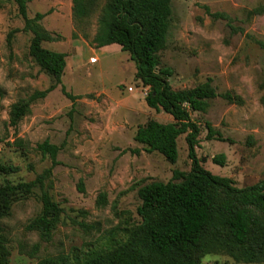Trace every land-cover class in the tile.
<instances>
[{
    "label": "rangeland",
    "instance_id": "374dc122",
    "mask_svg": "<svg viewBox=\"0 0 264 264\" xmlns=\"http://www.w3.org/2000/svg\"><path fill=\"white\" fill-rule=\"evenodd\" d=\"M106 2L99 0L84 21L75 20L72 0L29 3V18L45 15L41 23L56 38L45 47L66 53L67 68L62 84L33 102L31 113L12 128L11 107L48 89L53 80L29 56L32 34L23 31L18 5L0 0V166L18 167L9 175L0 171V185L30 182L50 169L52 160L36 148L48 140L61 150L44 189L64 211L46 243L26 228L42 211V190L15 203L2 223L10 264H37L49 255L88 251L122 238L126 228L140 223L139 189L167 183L175 170L192 168L186 135L178 139L176 164L134 141L138 127L148 120L170 123L173 118L147 106L149 88L136 79L138 67L129 53L93 44ZM172 11L161 53L163 65L174 72L172 87L189 89L211 79L220 95L205 113L192 115L201 127L197 157L213 175L231 178L239 188L252 186L264 180V0H172ZM129 86L135 92H128ZM228 92L234 102L221 97ZM206 123L225 140L209 139ZM16 139L24 141L25 152L9 146ZM220 154L227 157L224 166L213 161ZM102 194L105 205L98 203ZM202 264L245 263L211 254Z\"/></svg>",
    "mask_w": 264,
    "mask_h": 264
},
{
    "label": "trees",
    "instance_id": "16d2710c",
    "mask_svg": "<svg viewBox=\"0 0 264 264\" xmlns=\"http://www.w3.org/2000/svg\"><path fill=\"white\" fill-rule=\"evenodd\" d=\"M14 1L25 21L23 31L32 34L29 56L40 71L53 80L48 89L11 107L9 126L17 128L31 113L33 102L46 98L62 84L68 55L45 47V43L56 38L41 23L45 15L38 13L29 18L28 5L34 0ZM98 2L72 0L75 20L88 19ZM172 13V0H107L98 19L93 44L96 48L116 44L121 51L129 53L138 67L136 79L149 88L145 97L147 106L173 118L170 123L148 120L138 127L134 141L143 145L144 151L157 152L170 164H176L178 139L186 135L191 170H175L171 181L141 187L138 191L141 205L137 210L140 223L126 228L122 238L88 251L49 255L37 264H202L211 254H226L238 263L264 264V180L239 188L233 179L215 176L201 165L196 154L201 127L192 115L205 113L210 101L220 95L211 79L189 89L172 87L173 69L164 66L161 58ZM68 96L73 101L77 99L71 94ZM221 97L230 102L236 100L229 92ZM206 128L209 139L225 140L210 123H206ZM3 142L0 136V144ZM9 146L27 150L22 139H16ZM36 148L43 158L52 160V167L33 181H7L0 185V264H10L11 260L9 240L2 223L11 216L15 203L30 197L37 188L42 190V211L26 228L38 233L43 242L52 240L61 222L63 209L44 189L45 180L59 164L57 157L61 148L48 140ZM226 160L224 154L213 158L222 166ZM0 171L9 175L17 173L18 167L1 165ZM106 202V195H100L98 203L105 205ZM39 247L35 245L34 251Z\"/></svg>",
    "mask_w": 264,
    "mask_h": 264
},
{
    "label": "crops",
    "instance_id": "0c3cea01",
    "mask_svg": "<svg viewBox=\"0 0 264 264\" xmlns=\"http://www.w3.org/2000/svg\"><path fill=\"white\" fill-rule=\"evenodd\" d=\"M115 45H110V46H106L104 48H99V49L109 50L111 48H116L117 50H121V47L119 45H116V46ZM95 50L93 49L92 50V53L95 52ZM62 53H64V52H62ZM97 60H98V58H93V60H91V62H94L95 63V62H97ZM129 110L133 111L132 109H129Z\"/></svg>",
    "mask_w": 264,
    "mask_h": 264
},
{
    "label": "built area",
    "instance_id": "2783aa9c",
    "mask_svg": "<svg viewBox=\"0 0 264 264\" xmlns=\"http://www.w3.org/2000/svg\"><path fill=\"white\" fill-rule=\"evenodd\" d=\"M135 87H133V86H129V87H127V91L128 92H130V93H133V92H135ZM149 92V91H148ZM148 92L147 93H145V95H147L148 94ZM144 94V93H143Z\"/></svg>",
    "mask_w": 264,
    "mask_h": 264
}]
</instances>
